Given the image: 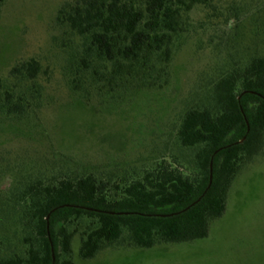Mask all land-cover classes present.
Returning <instances> with one entry per match:
<instances>
[{
    "label": "rangeland",
    "instance_id": "374dc122",
    "mask_svg": "<svg viewBox=\"0 0 264 264\" xmlns=\"http://www.w3.org/2000/svg\"><path fill=\"white\" fill-rule=\"evenodd\" d=\"M71 1L5 0L0 8V78L13 83V68L30 60L41 65L25 87L33 98L26 117L0 115L3 255L27 251L9 208L23 182L93 173L114 188L162 160L187 166L194 152L177 140L184 113L209 106L213 84L223 74L264 57V0H210L191 12L167 85H127L110 93L105 81L93 82L92 70L81 69L82 43L58 21L59 10ZM89 222L71 226L77 229L72 264H264V145L242 165L226 212L205 239L140 249L125 235L85 260L79 250Z\"/></svg>",
    "mask_w": 264,
    "mask_h": 264
},
{
    "label": "trees",
    "instance_id": "16d2710c",
    "mask_svg": "<svg viewBox=\"0 0 264 264\" xmlns=\"http://www.w3.org/2000/svg\"><path fill=\"white\" fill-rule=\"evenodd\" d=\"M4 2L0 0V8ZM209 3L73 0L61 7L58 21L80 39V67L92 70L94 83L105 81L110 93L127 85L138 90L161 88L168 84V66L191 12ZM40 72V63L30 60L13 68L15 82L0 78V115L26 117L33 98L25 87ZM209 96L210 105L187 110L177 130L180 146L194 152L187 166L162 160L114 188L93 173L23 182L9 208L28 242L27 251L3 255L0 243V264H53L52 245L55 264H72L77 229L71 231V226L84 220L90 221L81 233L79 253L85 260L125 235L131 246L140 249L207 238L211 223L226 212L242 165L264 145V57L223 74ZM212 158L213 180L207 190Z\"/></svg>",
    "mask_w": 264,
    "mask_h": 264
},
{
    "label": "water",
    "instance_id": "95a60500",
    "mask_svg": "<svg viewBox=\"0 0 264 264\" xmlns=\"http://www.w3.org/2000/svg\"><path fill=\"white\" fill-rule=\"evenodd\" d=\"M240 99V98H239ZM249 130H250V128H249V126H248V132H249ZM246 140V136L241 140V141H239L238 143L239 144H242L244 141ZM222 149H224V148H221V149H219V150H217L216 152H215V154H217L219 151H221ZM214 154V155H215ZM214 157V156H213ZM212 180H213V158H212V160H211V163H210V183H209V186H208V188H207V190L210 188V186H211V184H212ZM206 190V191H207ZM201 200V198L198 200V201H200ZM197 201V202H198ZM68 206H70V205H68ZM62 207H64V206H62ZM190 207L191 206H189L186 210H188V209H190ZM58 208H56L55 210H53V211H56ZM186 210H184V211H186ZM112 214H115V213H112ZM118 214H129V213H118ZM49 219H50V215L47 217V222H48V227H49ZM52 252H53V264H55V253H54V248H53V245H52Z\"/></svg>",
    "mask_w": 264,
    "mask_h": 264
}]
</instances>
